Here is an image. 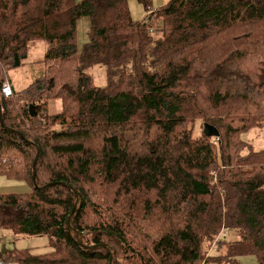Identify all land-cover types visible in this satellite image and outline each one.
<instances>
[{"label": "trees", "instance_id": "trees-1", "mask_svg": "<svg viewBox=\"0 0 264 264\" xmlns=\"http://www.w3.org/2000/svg\"><path fill=\"white\" fill-rule=\"evenodd\" d=\"M131 1L0 0V175L30 185L0 193V231L51 247L1 252L3 264L264 255V148L242 137L264 127V0H136L143 19ZM37 40L40 73L5 97ZM198 121L219 135L195 137Z\"/></svg>", "mask_w": 264, "mask_h": 264}, {"label": "rangeland", "instance_id": "rangeland-1", "mask_svg": "<svg viewBox=\"0 0 264 264\" xmlns=\"http://www.w3.org/2000/svg\"><path fill=\"white\" fill-rule=\"evenodd\" d=\"M80 1V0H79ZM90 19L85 16L77 23V47L79 52L82 50L84 44L89 39ZM48 43L46 41H33L29 44V55L25 59L23 65L19 68L12 69L9 72V78L12 86L20 90L27 87L34 78L40 73L39 62L43 60L47 50ZM98 86H105L107 84V68L104 64H97L88 70ZM61 109L59 100H53L49 104V111L57 113ZM204 131L203 122L198 121L195 128V137L201 136ZM243 139L252 143L256 150L264 148V127L254 128L249 133L243 134ZM30 191V185L25 181L9 178L0 175V193H25ZM227 235V233H226ZM224 236H220L222 239ZM2 238V239H1ZM0 253L8 250L21 249L25 247H32L34 253H45L51 250L46 236H35L33 238H26L24 235L15 236L13 230L6 229L0 231ZM227 240L228 238L225 237ZM208 264H220L218 261L219 252L216 245L212 247L209 252ZM257 254L241 255L236 257H227L232 259L231 264H259Z\"/></svg>", "mask_w": 264, "mask_h": 264}, {"label": "crops", "instance_id": "crops-1", "mask_svg": "<svg viewBox=\"0 0 264 264\" xmlns=\"http://www.w3.org/2000/svg\"><path fill=\"white\" fill-rule=\"evenodd\" d=\"M169 0H152V2H153V5L155 6V7H161V6H163V5H165L167 2H168ZM131 11H132V15H133V17L135 18V19H143L144 17H145V15H146V13H145V11H144V9H143V7L136 1V0H132L131 1ZM13 85V84H12ZM13 88L15 89V90H18V89H16L14 86H13ZM20 90H22V89H20ZM61 110V109H60ZM59 110V111H60ZM59 111H57V112H59ZM27 239L28 238H33V237H35V236H25ZM26 248V247H25ZM21 249H24V247L23 248H21ZM46 253V252H45ZM36 254H41V253H36ZM258 255V260H259V264H264V255H262V254H257ZM1 256V255H0ZM230 258V257H229ZM218 261L220 262V264H231V262H232V259H227V256H224V255H222L221 253H219V258H218ZM209 263V262H208ZM12 264H18V263H12Z\"/></svg>", "mask_w": 264, "mask_h": 264}, {"label": "water", "instance_id": "water-1", "mask_svg": "<svg viewBox=\"0 0 264 264\" xmlns=\"http://www.w3.org/2000/svg\"><path fill=\"white\" fill-rule=\"evenodd\" d=\"M31 111H32L31 113H34L33 110H31ZM204 133H205L206 136L211 137V136H218L220 132H219V130L215 126H213V125H211L209 123H205L204 124ZM39 156H40V150H38V156H37V158H36V160L34 162V167L36 166V163H37V160H38ZM33 179H34V182L36 184V172L33 175ZM52 185H54V184L45 185L43 188H47V187L52 186ZM75 211H76V206L74 207L73 212H72V214L70 216L69 226H70V223H71L72 216L75 214ZM88 248H93V247H89L88 246Z\"/></svg>", "mask_w": 264, "mask_h": 264}, {"label": "built area", "instance_id": "built-area-1", "mask_svg": "<svg viewBox=\"0 0 264 264\" xmlns=\"http://www.w3.org/2000/svg\"><path fill=\"white\" fill-rule=\"evenodd\" d=\"M2 93L5 97H11L13 95V86L10 81H6L2 86ZM0 264H3L0 257Z\"/></svg>", "mask_w": 264, "mask_h": 264}]
</instances>
